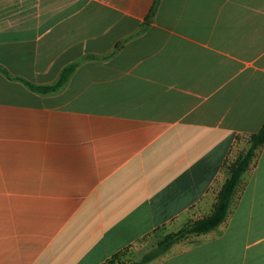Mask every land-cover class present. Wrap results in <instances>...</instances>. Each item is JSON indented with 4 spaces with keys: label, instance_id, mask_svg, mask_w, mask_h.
Wrapping results in <instances>:
<instances>
[{
    "label": "crops",
    "instance_id": "0c3cea01",
    "mask_svg": "<svg viewBox=\"0 0 264 264\" xmlns=\"http://www.w3.org/2000/svg\"><path fill=\"white\" fill-rule=\"evenodd\" d=\"M263 123L264 0H0V264L139 261ZM146 264H264V146L225 221Z\"/></svg>",
    "mask_w": 264,
    "mask_h": 264
},
{
    "label": "trees",
    "instance_id": "16d2710c",
    "mask_svg": "<svg viewBox=\"0 0 264 264\" xmlns=\"http://www.w3.org/2000/svg\"><path fill=\"white\" fill-rule=\"evenodd\" d=\"M74 67L75 65H70L64 68L56 81L51 85H35L21 79L18 80L21 81L30 91L45 95L58 91L67 82ZM263 146L264 123L255 133L248 137L247 148L226 166L227 177L216 192L215 201L210 213L190 222L175 232L165 234L159 241H157L154 248L145 253L139 261L129 264H146L154 258L164 254L172 244L184 240L189 236L207 234L224 222L243 174L252 167L254 159ZM116 259L117 255L105 264H114Z\"/></svg>",
    "mask_w": 264,
    "mask_h": 264
},
{
    "label": "rangeland",
    "instance_id": "374dc122",
    "mask_svg": "<svg viewBox=\"0 0 264 264\" xmlns=\"http://www.w3.org/2000/svg\"><path fill=\"white\" fill-rule=\"evenodd\" d=\"M241 147H242V144H241ZM241 147H239V148H241ZM241 153L244 151L243 150V148H241ZM238 156V155H237ZM236 156V157H237ZM136 251H134V250H130L129 252L127 251V252H125L120 258H118V261H116V262H114V264H124L126 261L128 262V261H132V259L135 257V255H136ZM121 260H123V261H121ZM131 263V262H130Z\"/></svg>",
    "mask_w": 264,
    "mask_h": 264
}]
</instances>
